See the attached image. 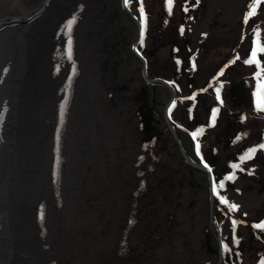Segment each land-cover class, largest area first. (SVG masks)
<instances>
[{"label":"rangeland","instance_id":"1","mask_svg":"<svg viewBox=\"0 0 264 264\" xmlns=\"http://www.w3.org/2000/svg\"><path fill=\"white\" fill-rule=\"evenodd\" d=\"M51 1L33 21L27 33L30 37L29 41L26 39L29 45L23 75L21 77L18 72L16 84L13 83L6 94L7 110L9 112L13 109L8 116L14 115L12 117L17 122L22 115L23 122L27 117L32 119L30 126L25 124L24 130L18 126L16 131L21 134V138L17 140V148L19 151L22 148L21 151L27 155V158L24 157L23 180H40L46 189L42 196L43 189L39 190V194L35 193L33 201H38L41 197L40 201L44 204L53 205L64 198L65 228L58 235L59 241L72 244L76 240V244H80L81 238L75 237L78 232L88 244L85 245L86 249L90 248L85 253L70 245V254L67 245L63 249L48 250L51 239L46 238L45 250L48 251L43 254V249H33L32 253L39 258L38 263L34 264H97L99 254H106L108 242L104 237L109 231L99 237L101 225L98 219H92L89 204L95 199L110 196L111 192L115 195L114 200H117L122 197V184L124 189L126 180H137L134 173L136 167H133L128 149L133 153L141 151L145 157H148L150 151L152 161L159 151L157 158L168 162L171 149L174 148L171 139L167 142L160 140L159 144H152L151 148L143 147V141L153 132V128L145 125V122L157 128L152 116L156 115L155 111L161 113L160 108L166 103L168 95L160 87L147 84L142 77V64L134 53L138 28L123 7L122 0ZM37 2L39 4L41 0H20L23 5H29V9ZM252 3L253 0H199L198 3L197 0H172L169 11L167 0H128L126 7L140 25V9L143 8V45L141 46L140 38L136 51L147 62V73L177 81V87L188 96L195 88L200 89L207 74L223 63L231 66L228 70L232 69V83L242 78L250 80L253 71L264 74V53H258L257 56L260 68L244 62L250 56L256 32H259L260 45L264 47V0L257 6L256 14L247 23L244 21ZM24 46L26 49L25 41ZM1 57L0 51V59ZM234 58L236 62L231 63ZM228 86L226 83V92ZM27 96H30L28 100ZM23 99L27 101L23 102ZM260 116L256 115L259 121L262 119ZM79 119L80 122L77 123ZM251 123L246 126L248 138H253V127L258 126V131L260 130L259 123ZM159 130H165L164 125H160ZM213 132L209 131L210 139L198 144L202 146L200 152L202 151L215 177L221 178L223 174L231 172L236 153L231 149L222 150L214 139V135L218 133L212 134ZM196 145L195 142L184 144L192 156L197 154ZM90 146L93 149L87 148ZM213 147L217 148V154L212 157L210 151ZM29 148L35 149L36 156L28 155L32 152ZM4 150L0 153V164L3 168L9 167L12 170V154L16 155L18 151ZM77 152H84L81 154L83 166L76 159L80 155L77 156ZM7 153L10 159L3 165V157ZM54 153L61 158L63 196L59 192L60 181L56 171L58 158L52 155ZM21 154L23 157V152ZM71 159L80 171L72 179L75 190L65 186V182L70 179L66 174L70 170ZM252 159L254 156L243 160V164L247 166ZM14 170L17 174V170ZM7 172H3L0 180V185L3 186L0 191L5 192V199H8V191H11L10 198L4 200L6 205L2 203L0 196V213H3L0 264H21L20 253L15 254L17 257L14 255L15 246L21 239L25 241V245L29 244L35 229L30 227L27 214L22 222L16 217L19 210L12 207L11 197L12 192H20L15 188L18 178H13L11 171ZM190 173L192 183L198 185L194 196L198 200L197 212L193 213L196 215L200 212L201 204L205 206L207 202V182L199 172L192 170ZM4 178H7L5 182ZM224 183L225 188L216 192V205L219 208L217 218L222 222L224 232V264H262L264 230L255 231L256 239H251V234L244 232L253 231V224L250 223L253 212L256 211L259 218L263 217L264 206L258 213L249 190L240 186L234 178L225 180ZM27 196L28 193L25 199ZM76 196H81L84 203L86 198L87 208L76 205ZM222 198L228 203H221ZM28 199V206L32 207V199ZM232 205L236 206L235 211L231 210ZM5 206L7 213L2 208ZM54 209L57 210L58 206ZM101 212L95 210L96 217ZM233 221H236L235 228ZM24 226L32 229L28 237L20 232ZM210 242L214 246L212 239ZM215 259L216 254H209V262ZM30 261L34 262L35 259Z\"/></svg>","mask_w":264,"mask_h":264},{"label":"flooded vegetation","instance_id":"2","mask_svg":"<svg viewBox=\"0 0 264 264\" xmlns=\"http://www.w3.org/2000/svg\"><path fill=\"white\" fill-rule=\"evenodd\" d=\"M50 2L51 0L48 3ZM235 62V58L232 59L231 63ZM230 68L229 63H223L221 66L216 67L207 74L200 89L195 88L188 96L177 87L175 79L176 82L164 76L154 77L148 74L147 62L145 61L148 79H160L173 90L174 101L168 105L172 99L171 91L163 85L150 84L146 81L143 77L142 64L144 81L152 87H160L168 95L166 103L160 108L161 113L155 111L156 115L152 116L158 129L154 128L155 126L152 127L147 121L145 122V125L147 124L153 128V132L148 134L143 141V147L151 148L152 144H159L160 140L167 142L168 139H171L174 145L170 152L172 158L170 157L168 162H162L157 158V155H159V151H157L155 160L152 161L150 151L148 157H145L141 151L139 155L140 152L133 153L128 149L133 167H136L134 173L137 180H126L124 189L123 184L120 188L123 190L122 197L117 200H114L115 195L111 192L108 197L90 202L89 213L92 219H98L101 225L99 237L101 238L102 233L109 231L105 233L104 237L108 242L105 250L106 254L104 256L99 254L102 250L97 252L99 254L97 264H217L218 245L216 233H219L222 241L224 264V244L222 240L224 232L223 224L217 218L219 208L216 205V192L225 188L224 182L229 180L228 176H233L240 186L249 190L256 203V208L259 210L258 213L261 212L264 206V149H260L259 145L264 144V113L256 109L254 96L258 82L256 71H253L250 80L242 78V80L232 83L234 77L231 76L230 71L232 69L228 70ZM226 83L229 85L227 92ZM218 87L220 88V101L216 97ZM213 109H219V112L216 115L215 124L211 125ZM257 114L261 115L262 119L260 121L257 120ZM253 121L260 124V130L258 131V126L253 127V138H248L246 126L251 125ZM168 123L172 127L176 138L172 135ZM160 125H164L165 130L160 131ZM209 131H214L212 134L218 133L214 135V139L222 150H234L236 158L233 165H238L236 168L231 165V172L223 174L221 178L215 177L212 170L210 171L213 185H216V192H213L215 198L213 215L215 226L211 223L208 174L204 170L189 164L190 160L204 166L207 164L204 159L205 156L202 151L199 155L192 156L184 146L187 142L205 143L207 139H210ZM194 133H199L195 139L193 138ZM54 139L57 147L56 137ZM177 140L187 160L181 154ZM254 147L257 148L253 155L254 159L249 161L246 166L243 164L241 157ZM201 149L202 146L200 145ZM210 152L212 157L215 156L217 148L213 147ZM258 153H260L259 157ZM52 155L58 158L56 171H58L60 181L59 192L63 196L61 192V158L56 153ZM256 167L257 170H255ZM207 169L211 168L208 166ZM192 170L203 175L207 182V202L205 206L203 203L201 204L200 212L196 215H193V213L197 212L198 200L194 199V196L195 192L198 191V185H194L189 177ZM217 179L218 183H216ZM221 183L223 184L222 188L220 187ZM234 186L236 187L237 184H234ZM202 187L203 185L200 187V191ZM42 191L41 196L46 189L44 188ZM40 198L38 201H33L32 207L25 204L19 209V217L24 219V215L27 214L30 227L35 229L33 237L29 239V244L25 245V242L21 239L15 246L14 255L17 252L20 253L22 257L18 259L21 264L38 263L39 258L32 253L33 249H43L44 252L42 251V253L45 254L46 251L51 249H63L65 245H67L68 250L72 245L68 242L61 243L58 236L65 228L64 198L53 205L44 204L43 201H40ZM56 205L58 206L57 210L54 209ZM83 205L87 208L86 198ZM30 208L31 210H28ZM95 210L102 211L99 217H96ZM250 223L253 224V231L244 233L251 234L250 238L256 239L255 231L261 229L254 227V225L264 223V215L259 218V214L254 211ZM46 238L51 239L48 250H45L47 248ZM194 239L198 240L194 241ZM210 239L213 240L214 246H212ZM68 253L70 254L69 251ZM209 254H216V259L209 262ZM30 259H35V261L32 262Z\"/></svg>","mask_w":264,"mask_h":264},{"label":"bare ground","instance_id":"3","mask_svg":"<svg viewBox=\"0 0 264 264\" xmlns=\"http://www.w3.org/2000/svg\"><path fill=\"white\" fill-rule=\"evenodd\" d=\"M3 1V0H1ZM16 2V7L22 11V13L19 14L18 11H16V8L14 7V5L10 4L9 5V9L3 13L4 14V17L5 19H8L10 18V16H12V19L13 18H16V23L15 25L12 26V28H7L3 31L0 32V48H2L1 51H3V53H7L8 57H10L9 59H5L2 66H1V73H0V153H2V150L4 151H13L14 149H16L18 151V153L16 155L12 154V170L11 168L9 167H6V168H3L0 164V180H1V177L3 176V172H7L8 170L12 172V174H14L13 178L17 177L18 178V181L16 182L15 180V188L19 189L20 192L18 193H13L12 192V200H13V204H12V207L13 208H16V209H20L21 208V205H25V204H29V199H32L31 202H33L34 200V195L35 193L39 194V190L41 191V189H44L43 187V183L38 180V181H34V182H29V180H23V169L25 167V158H27V155L24 154V151H19V149L17 148V145H18V141L19 140L18 138H21V134H18L19 132L16 131V128L18 126H21V129L24 130L25 128V124L27 126H30V122H31V118L27 117L24 122H23V115L20 117V120L17 122L16 118L12 117L14 115H12L11 117L10 116H7V120L5 119V115H4V112H3V108L7 109L8 108V104H7V97H6V94L11 90V86L13 85V83L16 84V79H17V74L19 72V74H21V68L22 66L20 64H23L25 65L26 61H27V53H28V42L26 41V39H28L30 36H28V31L30 30L31 26L29 27V29L26 31L25 33V36H23V38L21 39V37H19V45H18V42L16 43V37L18 35V32H19V27L21 26L22 24V20H21V17L22 16H25L27 15L29 12H30V9H36L39 4L38 2L36 3V5L33 7V8H30L29 9V5L27 6L26 4H22L20 3V0H15ZM52 2V1H51ZM12 3V1H11ZM22 4V5H21ZM28 4V3H27ZM23 6V7H22ZM1 19V18H0ZM25 27V26H23ZM21 27V28H23ZM27 34V35H26ZM26 37V38H25ZM24 41L26 42L27 46H26V49L24 48ZM29 41V39H28ZM17 50L20 52V56L17 58L16 60V67L14 65V60L15 58L17 57ZM4 57V56H3ZM9 62L11 63V66L9 64ZM19 67V68H17ZM19 84V83H18ZM16 86V85H15ZM18 87V86H17ZM30 96H27V100ZM26 99L24 100L23 99V102L24 101H27ZM6 101V102H5ZM5 102V103H4ZM7 106V107H6ZM3 107V108H2ZM6 121V122H5ZM80 122V119L77 120V123ZM6 125H7V132H6ZM13 127H14V133H13ZM22 131H20L21 133ZM74 135V134H73ZM78 135V134H77ZM5 137H8L9 141L6 145V143L3 144L4 140H5ZM86 137V136H85ZM88 137V136H87ZM83 138V137H82ZM82 138L80 140H82ZM39 141V140H38ZM22 142V141H20ZM90 142V141H89ZM77 143V140L76 142ZM89 144V143H88ZM90 145V144H89ZM85 146V145H84ZM87 148H91L93 149V146L91 147H87ZM32 152L30 154H28L29 156H36V151L34 148H29ZM95 151V150H94ZM21 152H23V157H22V154ZM28 152V151H27ZM80 153L77 152V156L79 155ZM81 154H84V152H81ZM79 155L78 158L76 159H79V162H80V166H83L84 163H83V160L82 159V155ZM6 155H8V157H6ZM5 157H3V165H6V163L4 164V162L7 160L10 159V155L9 154H6ZM43 156V155H42ZM92 156V155H91ZM25 157V158H24ZM2 158V157H0ZM19 158H20V162L19 161ZM22 158V159H21ZM85 158H87V155H85ZM30 159V158H28ZM82 159V160H81ZM2 162V160H1ZM28 162V161H27ZM78 163V162H77ZM75 162L73 161V159H71V167H70V170L67 171V174L68 177H70V179L68 180V182H65L66 183V187L69 186L72 190H75L74 188V183H73V177H76L78 176V174L80 173L79 169H78V165H74ZM28 165V164H27ZM11 167V166H10ZM18 167V168H16ZM17 170V174L15 172L14 169ZM85 168V167H84ZM4 169V171H3ZM83 171V168L81 169ZM26 171V170H25ZM86 171V170H85ZM84 171V172H85ZM20 172V173H18ZM27 172V171H26ZM23 173V174H22ZM7 174H9V172H7ZM83 174V173H82ZM11 175V174H9ZM6 177V175H5ZM8 177V175H7ZM26 177V176H25ZM80 177V175H79ZM11 178V177H10ZM66 178V177H64ZM78 178V177H77ZM84 178V177H83ZM7 178H4L3 181L5 182ZM30 179V178H29ZM10 181V180H9ZM43 181V180H42ZM76 182V181H74ZM1 183V181H0ZM64 183V181H63ZM9 183L7 182V185ZM20 185V187L18 186ZM64 186V185H63ZM1 188H3L2 185H0ZM74 187V188H73ZM10 189V187L8 188ZM7 189V190H8ZM63 189V188H62ZM65 189V187H64ZM6 190V191H7ZM11 191H8V194H7V197L8 199L10 198V193ZM74 193V191H72ZM20 193V194H19ZM28 193V196H27V199H25V196L26 194ZM70 194V193H69ZM20 195V196H19ZM79 195V194H78ZM0 196H1V200H2V203L4 205H6V201L4 200H8V199H5V192L4 191H0ZM31 196V197H30ZM3 198V199H2ZM76 200V205L78 206H82V208L84 209V201H82L81 199V196L78 198V196L75 197ZM1 203V204H2ZM43 205V204H42ZM3 208V211L6 212L5 207H2ZM7 213V212H6ZM3 214L2 212L0 213V237H1V233H2V226H3V218H2V215ZM17 214V213H16ZM86 214V213H85ZM17 218H19L20 222H22V219L19 217V214L18 216H16ZM87 218V217H86ZM88 220V219H87ZM31 230V231H30ZM22 232L24 235H26L28 237V234L30 232H32V229H28V227L24 226L23 227V231H20ZM77 236H75L77 239L81 238V243L80 244H76V240H74V243H72V245L80 250L81 252H85V251H89L90 248L86 249V246H88V244L85 243L84 241V238L82 236H79L80 234H78V232H76ZM30 235V234H29ZM39 236V235H38ZM41 236V235H40ZM28 240V238H26V241ZM87 240V239H86ZM25 242V241H24ZM86 245V246H85ZM85 246V247H84ZM0 247H1V244H0ZM92 248V247H91ZM69 251V250H68ZM86 253V252H85ZM65 256V255H64ZM45 260V259H44ZM47 260V259H46Z\"/></svg>","mask_w":264,"mask_h":264},{"label":"water","instance_id":"4","mask_svg":"<svg viewBox=\"0 0 264 264\" xmlns=\"http://www.w3.org/2000/svg\"><path fill=\"white\" fill-rule=\"evenodd\" d=\"M12 1V3H11ZM16 1L15 0H3L1 1L0 0V32L7 29V28H12L13 25H15L16 23V18H13L12 19V16H10V18L8 19H5L4 17V12L5 10L7 11L9 9V5L12 4L14 5V7L16 8V11L20 13H22V11H20L17 7H16ZM49 2V0H41V2L39 3V6L34 9V10H31L27 15L25 16H22L21 17V20H22V24L21 26L19 27V32H18V35L16 37V43L18 42V45H19V37H21V39L23 38V36H25V33L26 31L29 29V27L31 26V24L33 23V21L44 11V9L46 8V5L47 3ZM122 3H123V7L126 9V11L130 14L131 18L133 19V21L135 22L137 28H138V39L137 41L135 42L134 44V53L136 54V56L140 59V61L142 62L143 64V77L146 81H148L150 84H159V85H163L165 87H167L171 93H172V99L171 101L168 103V105H170L173 101H174V92L173 90L171 89V87L164 81L160 80V79H148L147 75H146V70H145V61H144V58L136 51V47L137 45L139 44L140 42V38H141V34H140V30H141V25H140V22L136 19V17L127 9L126 7V4H125V0H122ZM25 26V27H23ZM23 27V28H21ZM2 50V48H0V51ZM2 53V59H0V68L4 62L5 59H9L10 57H8L7 53H3V51H1ZM4 56V57H3ZM20 56V52L17 50V57L15 58L14 60V65L16 67V60L17 58ZM10 64V62H9ZM22 66V68L20 69L21 70V77L23 75V72H24V68H23V64H20ZM19 68V67H17ZM0 73H1V69H0ZM9 102V100H8ZM10 104V102H9ZM12 107V106H11ZM13 109L11 108L10 111L8 112L7 109L3 108V112H4V115H5V119L7 120V116L9 113L13 112L12 111ZM168 126H169V129L171 130V133L172 135L174 136V138H176V135L172 129V127L170 126V124L168 123ZM6 132H7V125H6ZM9 139L8 137H5V140L3 142L8 143ZM177 143L179 145V142L177 140ZM179 148H180V152L181 154L184 156V158L187 160V157L185 156L184 152L182 151L180 145H179ZM8 154V153H7ZM189 164H191L193 167H196V168H199V169H202L204 170L207 174H208V179H209V185H210V194H209V205H210V214H211V223L213 226H215V222H214V218H213V215H214V203H215V198H214V193H213V182H212V177H211V174H210V171L207 169V167L205 166H202V165H198L194 162H191L189 160ZM216 236V241H217V245H218V258H217V264H223V246H222V241L220 239V236H219V233H216L215 234Z\"/></svg>","mask_w":264,"mask_h":264},{"label":"snow or ice","instance_id":"5","mask_svg":"<svg viewBox=\"0 0 264 264\" xmlns=\"http://www.w3.org/2000/svg\"><path fill=\"white\" fill-rule=\"evenodd\" d=\"M168 2V8L169 11H171V6H172V0H167ZM199 2V0H197V3ZM128 0H125V4L127 5ZM261 3V0H253V3L250 5V10L249 12L245 15L244 17V21L245 23L248 22L249 18L254 16L256 14L257 11V6ZM141 11V46L143 45V24H144V20H143V8L140 9ZM71 28V25H69V29ZM181 31H183V29H181ZM256 39L253 41V47L250 53V56L247 60H245L244 62L246 64H255L257 66V68H260V61L257 59L258 53H264V47H262L260 45V41H259V32L255 33ZM256 79H257V88L256 91L254 93L255 96V102H256V109L258 111L264 112V74H262L260 71H258L256 73ZM222 87V86H221ZM216 97L217 100L220 101V88L218 87L216 89ZM219 112V109H213V116H212V121H211V125L215 124V120H216V115ZM210 125V126H211ZM202 131V130H201ZM199 133H194L193 134V138L195 139V137L198 135ZM260 149H264V144L259 145ZM196 150H197V155L200 154V145L197 144L196 145ZM257 151V148H251L248 150V152L241 157V160H247V159H251L252 156L255 154V152ZM203 162V161H202ZM205 167H208L207 164L204 165ZM234 168L238 167V165H233ZM209 171H211V169H209ZM234 177H228V179H233ZM220 187H223V184L221 183ZM213 192H216V185H213ZM221 203H228L226 200H224L223 198L221 199ZM231 210L235 211L236 210V206L232 205L231 206ZM235 224L236 221H233V227L235 228ZM254 227L259 228V229H264V223L258 224V225H254ZM262 264H264V262H262Z\"/></svg>","mask_w":264,"mask_h":264}]
</instances>
